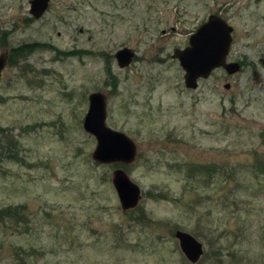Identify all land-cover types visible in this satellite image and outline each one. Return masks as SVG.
Segmentation results:
<instances>
[{"label":"rangeland","instance_id":"obj_1","mask_svg":"<svg viewBox=\"0 0 264 264\" xmlns=\"http://www.w3.org/2000/svg\"><path fill=\"white\" fill-rule=\"evenodd\" d=\"M27 1L0 0V264H264V0H50L39 19ZM211 14L240 69L187 88L172 55ZM93 91L132 163L92 158ZM118 168L141 189L135 208H121ZM178 229L202 242L197 262Z\"/></svg>","mask_w":264,"mask_h":264},{"label":"water","instance_id":"obj_2","mask_svg":"<svg viewBox=\"0 0 264 264\" xmlns=\"http://www.w3.org/2000/svg\"><path fill=\"white\" fill-rule=\"evenodd\" d=\"M49 0H31L30 12L39 18L48 7ZM232 27L219 15L211 14L189 36L188 45L175 49L172 58L179 61L184 70L187 88H196L198 79L207 78L216 68L227 73L240 69L238 62L226 60L232 41ZM120 67L130 63L134 52L128 47L120 48L114 54ZM7 63V54L0 53V79ZM256 77V72H253ZM228 86V85H226ZM106 96L93 91L88 95V109L83 119L84 130L96 140L92 158L98 163L130 164L136 157L137 147L125 133L106 124ZM122 210L135 208L142 198L140 187L134 183L123 169H115L111 178ZM179 247L186 259L195 263L203 254V244L192 234L178 229L175 232Z\"/></svg>","mask_w":264,"mask_h":264},{"label":"trees","instance_id":"obj_3","mask_svg":"<svg viewBox=\"0 0 264 264\" xmlns=\"http://www.w3.org/2000/svg\"><path fill=\"white\" fill-rule=\"evenodd\" d=\"M35 45L32 44H22L16 48L11 49V53L8 57V64L10 65H17L20 60H22L25 57V54L28 52H31ZM39 46V44H37ZM40 46H43V44H40ZM44 47V46H43ZM73 54L74 52H70ZM68 53V54H70ZM109 58V57H108ZM110 59V58H109ZM18 207H13V209H4L3 212L7 213L8 215L18 217Z\"/></svg>","mask_w":264,"mask_h":264},{"label":"flooded vegetation","instance_id":"obj_4","mask_svg":"<svg viewBox=\"0 0 264 264\" xmlns=\"http://www.w3.org/2000/svg\"><path fill=\"white\" fill-rule=\"evenodd\" d=\"M27 3H28V5H29V14H30V16L33 17L34 19H39V18H36L35 16H33V15L31 14V12H30V9H31V0H28ZM49 4H50V0H49V3H48V7H49ZM48 7H47V9H48ZM47 9H46V10H47ZM46 10L44 11V13L46 12ZM44 13H43V14H44ZM43 14H42V15H43ZM42 15H41V16H42ZM41 16H40V17H41ZM26 44H29V43H26ZM203 249H204V248H203ZM203 252H204V250H203Z\"/></svg>","mask_w":264,"mask_h":264}]
</instances>
